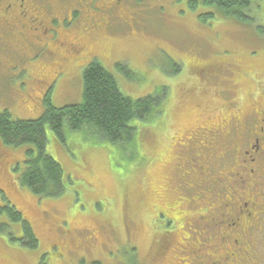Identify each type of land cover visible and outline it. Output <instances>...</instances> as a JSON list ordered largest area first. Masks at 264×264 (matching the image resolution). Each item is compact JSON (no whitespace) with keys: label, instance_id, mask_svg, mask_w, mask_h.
I'll use <instances>...</instances> for the list:
<instances>
[{"label":"rangeland","instance_id":"1","mask_svg":"<svg viewBox=\"0 0 264 264\" xmlns=\"http://www.w3.org/2000/svg\"><path fill=\"white\" fill-rule=\"evenodd\" d=\"M258 5L244 22L220 14L203 21L206 8L190 10L187 0H94V21L69 20L81 55L42 96L58 52L49 43V52L32 49L37 58L25 63L32 55L15 43V65L0 74V109L13 119L37 118L46 97L57 107L80 102L82 70L93 60L131 99L164 92L165 100L161 116L132 122L134 147L79 131L60 140L46 127L45 151L63 170L57 197H40L19 183L33 145L0 141V205H14L37 238L27 246L21 224L0 215V264H210L228 254L223 244L218 249L210 221L218 206L203 181L210 175H183L200 168L191 157L201 129L232 116L234 100L248 111L263 81L264 0Z\"/></svg>","mask_w":264,"mask_h":264},{"label":"flooded vegetation","instance_id":"2","mask_svg":"<svg viewBox=\"0 0 264 264\" xmlns=\"http://www.w3.org/2000/svg\"><path fill=\"white\" fill-rule=\"evenodd\" d=\"M94 8V0H0V74L15 65V43L32 55L25 63L37 58L32 49L38 52L48 47L49 52L54 45L58 69L44 85L38 78L40 87L43 85L41 96L46 95L67 64L83 51L80 39L71 34L76 28L69 26V20L81 16L94 21L90 18ZM92 24L93 28L99 26ZM55 58L48 57L51 63ZM251 95L248 111H243L240 99L234 100L232 116L223 117L225 121L215 128L201 129L202 141L194 146L198 153L191 157L199 159L200 168L183 175H210L203 181L218 204L210 221L218 249L223 252L225 246L224 251L228 250L210 264H264V76Z\"/></svg>","mask_w":264,"mask_h":264},{"label":"trees","instance_id":"3","mask_svg":"<svg viewBox=\"0 0 264 264\" xmlns=\"http://www.w3.org/2000/svg\"><path fill=\"white\" fill-rule=\"evenodd\" d=\"M259 2L261 0H187V7L190 10L200 6L206 8L207 11L199 14L203 21L214 19L216 14H220L244 22L249 20V15H255L253 11L261 9ZM82 82L80 102L57 107L46 97L43 99L44 110L34 119H13L7 110L0 109V141L6 145L34 146V149L26 150L19 183L40 197H57L64 191L62 167L45 151L46 127L60 140H63L66 131H79L84 135H93L96 142L134 147L136 126L132 122H149L162 115L164 92L131 99L121 92L114 75L97 60L83 68ZM3 214L21 224L25 239L23 243L29 247L37 245L30 224L8 200L6 204L0 205V215ZM190 227L192 233L197 232L196 226Z\"/></svg>","mask_w":264,"mask_h":264}]
</instances>
